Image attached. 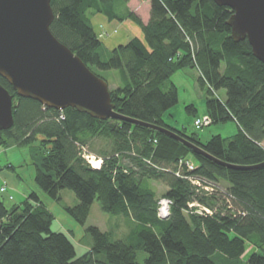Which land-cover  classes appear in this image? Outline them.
I'll return each mask as SVG.
<instances>
[{
    "label": "trees",
    "instance_id": "1",
    "mask_svg": "<svg viewBox=\"0 0 264 264\" xmlns=\"http://www.w3.org/2000/svg\"><path fill=\"white\" fill-rule=\"evenodd\" d=\"M129 2L52 0L51 30L101 77L96 69L118 71V87L108 82L118 113L171 129L222 161L264 163V64L247 39L233 38L228 24L233 10L215 0H150L145 23ZM99 14L136 22L144 38L134 36L109 50L94 27ZM191 69L199 71L211 125L235 121L234 135L203 141L199 131L206 127L193 124L189 131L167 121L165 114L179 102L171 78ZM0 83L14 96L15 119L10 129H0V145L32 146L38 187L58 202L63 190H72L78 203L63 208L83 226L96 200L103 211L130 222L129 232L118 238L86 226L90 248L77 256L71 237L51 229L55 215L37 191L10 206L0 195V264H264V166L229 168L153 128L95 118L73 107L49 108L18 96L2 76ZM222 89L225 98L218 94ZM187 110L199 115L193 104ZM97 137L110 146L94 153L103 164L93 168L84 155ZM186 160L194 163L192 169ZM153 180L166 187L161 196ZM163 196L173 202L167 218L158 215ZM247 241L258 249L248 261ZM140 251L147 255L144 263Z\"/></svg>",
    "mask_w": 264,
    "mask_h": 264
},
{
    "label": "water",
    "instance_id": "2",
    "mask_svg": "<svg viewBox=\"0 0 264 264\" xmlns=\"http://www.w3.org/2000/svg\"><path fill=\"white\" fill-rule=\"evenodd\" d=\"M233 10L228 24L236 41L247 39L255 57L264 64V0H215ZM52 0H0V76L18 96L38 100L49 108L73 107L99 119H121L161 131L183 142L194 153L229 168L246 170L264 166L237 165L209 154L177 132L127 117L115 110L108 81L52 32ZM14 96L0 83V129L15 122ZM2 219L0 218V228Z\"/></svg>",
    "mask_w": 264,
    "mask_h": 264
},
{
    "label": "rangeland",
    "instance_id": "3",
    "mask_svg": "<svg viewBox=\"0 0 264 264\" xmlns=\"http://www.w3.org/2000/svg\"><path fill=\"white\" fill-rule=\"evenodd\" d=\"M149 0H130L128 4V8L130 11L136 13L143 22H147V19L150 14V6L148 5ZM150 3V2H149ZM102 17L103 15H95L93 17L94 27L99 32V36L106 41H110L113 38V35L119 33V30H123L124 21H112L107 20L106 22H99L98 17ZM105 18V17H103ZM104 20V19H103ZM131 22L130 29L138 34V37L144 38V32L142 28L134 21L125 20ZM115 24H112V23ZM133 27V29H132ZM126 29V30H125ZM129 27H124V31L126 32L128 37H133L130 34ZM137 36V35H136ZM104 41V40H103ZM120 45V44H119ZM106 46V45H105ZM107 46L110 47L109 43ZM199 71L197 69L187 70L190 71ZM99 74H101L105 79L110 83L111 88H116L120 84L119 73L117 70H109V71H100L95 70ZM175 77V76H173ZM172 77V78H173ZM190 76L185 75L183 77L178 78V89H179V102L172 107L166 115L167 121L171 125H178V128L187 127L189 131L194 130L193 121L194 115L187 110V106L191 104V101L195 102V106L198 107L199 115L207 114L203 112L206 104H201V100L205 101L206 98H201L200 94H203L204 91L199 87V91L202 93H195L191 87L187 86V82L190 81ZM198 90V87H197ZM218 94L222 97H226V90L222 89L218 91ZM205 96V95H204ZM173 113L172 115H169ZM170 116V117H168ZM238 131V126L235 122L229 121L226 123H218L212 124L202 130L199 131L200 137L203 141H207V139L211 138L215 134H220L227 137L233 135ZM110 146V143L103 138H95L90 145H88L89 150L93 155L97 153L99 150H106ZM32 146L30 144L25 145H17L11 144L9 146H1L0 145V188L3 185H6L8 190L7 193H0L1 198L10 206L12 204L21 203L32 191H37L40 196L44 199V201L51 208L52 212L55 215L53 224L51 229L56 232H65L67 233L76 246L77 256L84 254L90 248V237L86 236L85 227L88 225H96L105 231H112L116 238L122 237L126 233L129 232L130 222L126 217L123 216H115L109 214L101 208L100 202L96 200L92 206L90 216L86 222V225L83 226L76 222L71 216H69L63 206L64 204L75 205L78 203V199L75 193L72 190L65 189L63 190L62 202L55 201L51 199L46 193H44L35 182V165L32 160ZM89 153V154H91ZM98 154V153H97ZM96 154V155H97ZM95 155V156H96ZM100 158V157H97ZM102 159V158H101ZM97 161V160H95ZM127 164H130V161L124 159ZM12 163L16 166L15 170L6 168L8 164ZM101 166L103 161L100 162ZM92 165V164H91ZM93 166V165H92ZM96 165L95 168H99ZM94 168V167H93ZM3 175H7V179L3 178ZM152 186L157 190L158 196H161L166 187L160 183L159 181H152ZM9 196L13 199L11 200ZM203 210V209H202ZM201 210V211H202ZM256 251V247L253 243L247 241L246 252L243 256L244 260L248 261L250 256ZM264 253V250L260 251ZM146 253L144 251L139 252V261L144 263V259L146 258Z\"/></svg>",
    "mask_w": 264,
    "mask_h": 264
},
{
    "label": "crops",
    "instance_id": "4",
    "mask_svg": "<svg viewBox=\"0 0 264 264\" xmlns=\"http://www.w3.org/2000/svg\"><path fill=\"white\" fill-rule=\"evenodd\" d=\"M149 2H150V0H149ZM148 2V5L150 6V3ZM104 16H100V17H98V21L99 22H101V21H103V22H106L108 19L105 17V18H103ZM149 18H150V14H149V17H148V19H147V22L149 21ZM104 19V20H103ZM110 22H112V21H110ZM146 22V23H147ZM94 23V22H93ZM124 23V26L122 27L123 28V30L121 29V30H119V33L118 34H116L115 36L113 35V38L108 42V41H106L105 39H103L104 40V44L106 45V47L109 49V50H112V49H114L116 46H118L119 44H122V43H126L130 38H132V37H128L127 36V34H126V32L124 31V27H129V29H130V26H131V22H128V21H124L123 22ZM112 24H115L114 22L112 23ZM132 29H133V27H132ZM126 30V29H125ZM127 31H129L130 32V34H132V36L134 37V36H138V34H136V33H134L131 29L130 30H127ZM107 43H109V45H110V47H108L107 46ZM185 75H188V76H190V81H188L187 82V86H189V87H191L192 88V90L197 94V93H202V92H200L199 91V86H198V84H197V78L199 77V73L197 72V71H195V70H193V71H190V72H188L187 70H181V71H178L177 73H175L173 76H175V77H173V78H171L172 79V81L178 86V78L179 77H183V76H185ZM197 87H198V90H197ZM201 95V98H204L205 96H204V94H200ZM201 102V104H206L205 103V101H203V100H201L200 101ZM191 104H193L194 106H195V102L194 101H191ZM190 105V104H189ZM196 107V106H195ZM196 109L198 110V112H200L199 111V109H198V107H196ZM203 112H206V106L204 107V109H203V111H202V113ZM173 113H170L169 115H172ZM166 115H167V113L165 114V117H166ZM168 117H170V116H168ZM167 119V118H166ZM233 122H235V121H233ZM236 123V122H235ZM237 124V123H236ZM171 125V124H170ZM172 126H174V127H176V128H178V125H172ZM237 126H238V124H237ZM238 129H239V126H238ZM236 133V132H235ZM234 133V134H235ZM220 134H222V133H220ZM233 134V135H234ZM232 136V135H231ZM227 137H229V136H227ZM3 178L5 179V181H6V179H7V175H3ZM28 195V194H27ZM50 208V207H49ZM51 209V208H50ZM258 249L256 248V251H257Z\"/></svg>",
    "mask_w": 264,
    "mask_h": 264
},
{
    "label": "built area",
    "instance_id": "5",
    "mask_svg": "<svg viewBox=\"0 0 264 264\" xmlns=\"http://www.w3.org/2000/svg\"><path fill=\"white\" fill-rule=\"evenodd\" d=\"M212 123L211 118L209 117L208 114H201L198 115L194 118L193 124L197 129H202L204 127L210 126ZM85 158L93 165V167H96V163L97 162H101L103 161L101 158H97V156L93 155V154H85L84 155ZM97 160V161H95ZM186 164L189 168H193L194 167V163L186 160ZM97 167H101V163L97 166ZM194 182H196L197 184H201L200 181L195 180ZM1 192L5 193L7 192V186L3 185L1 187ZM172 200L166 196H163L159 199L158 201V215L162 218H167L168 216H170L171 213V207H172ZM207 211H209L207 208H205Z\"/></svg>",
    "mask_w": 264,
    "mask_h": 264
},
{
    "label": "bare ground",
    "instance_id": "6",
    "mask_svg": "<svg viewBox=\"0 0 264 264\" xmlns=\"http://www.w3.org/2000/svg\"><path fill=\"white\" fill-rule=\"evenodd\" d=\"M96 164H97V165H99L100 163H99V162H97Z\"/></svg>",
    "mask_w": 264,
    "mask_h": 264
}]
</instances>
